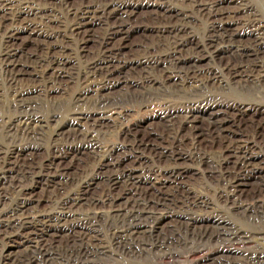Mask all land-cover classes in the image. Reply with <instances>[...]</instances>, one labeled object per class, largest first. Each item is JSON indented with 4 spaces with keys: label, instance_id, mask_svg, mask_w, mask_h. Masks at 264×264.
Segmentation results:
<instances>
[{
    "label": "rangeland",
    "instance_id": "obj_1",
    "mask_svg": "<svg viewBox=\"0 0 264 264\" xmlns=\"http://www.w3.org/2000/svg\"><path fill=\"white\" fill-rule=\"evenodd\" d=\"M24 1L42 8L45 17L42 16L43 19H40L33 12L16 13L21 18L13 17L11 13L0 16V49L6 46L4 43L5 33L10 28L16 25L23 28L9 40V45L19 50L14 56H8L7 62L14 61L18 64L38 68L41 65L56 66L53 63V58L57 54L64 58V66L67 70L76 71L78 68H82L81 71H83L88 69L90 63L96 62L104 54L113 55L116 57L114 63L121 62L123 64L125 60H128V64L125 63L123 66L115 68L111 75H104L105 72L99 71L98 76L121 79L127 83L99 88L102 82L96 81L95 85L86 87L81 81H75L78 80L76 75L72 81L62 80L61 88L59 85L48 86L43 91H39L34 90V87L40 84L39 78L29 71H24L20 76H16L17 83L20 86L30 87V89L19 88L22 92H18L19 89H12L4 79L5 76L16 72L17 68L7 67L3 61L0 62V151L3 152L0 154V172H3L12 162L10 153L13 151H18L17 155L13 157L18 165L28 168L29 166L42 165L48 161L49 164L54 163L53 169L63 168L66 174H74L69 181L63 182L65 186H71L85 178H93L94 182H100L101 179L95 176V173L99 171L112 172L128 166L133 162V159L119 156L120 161L114 167L98 168L97 151L82 148V152H74L76 147H81L82 143L79 142L83 139L85 140L83 142L90 145L91 139H85L84 136L87 134L88 123L92 122V117H85L81 124L73 122V117L86 116V114L82 115L81 111L89 114L91 111L86 109L94 107L96 101L101 97H119L120 101L117 105L111 108H99L92 112L98 118L100 112L109 111L117 119L120 116L114 112H122L124 118L121 119V122L124 120V124H128L129 130L126 139L129 142L135 136L146 137L150 134L161 135L166 140L164 136L170 135L172 128L178 130L176 135L184 137L183 150L187 156L184 159H177L176 163H178V167H183L186 170L183 181L188 190L181 188L182 190H179L180 197L176 199V202L183 201L186 191L200 195L205 199L204 202H209L207 208H202L208 209L205 220L198 221V225L191 228L189 233L211 230V225L216 224L209 217L214 218V216L222 218L227 223H235L237 226L245 228L236 219L234 221L236 211L232 207V203L235 197L228 192L224 182L218 178H206V173L210 169L217 170V164L205 159L201 163H197L188 158H195L190 154V151L194 150L193 146L207 153L209 150H220L221 146L225 144L223 142L232 137V132L239 129L243 136L247 137L248 143L255 147L256 155L253 161L259 163L262 174L245 176L242 190L237 195L241 199H248L253 194H264V182L262 181L264 180V136L258 134L254 136L251 127L246 124L249 119L261 120L262 127H264V81L260 85L251 83L238 85L243 87L244 92H240L227 73L223 74V78H221L223 82L220 83L213 76L199 72L207 66L223 68L228 64L249 61L247 58L242 59L240 56L234 55L235 51L216 49L221 45H227L229 41L242 45L254 43L255 38L251 31H243L246 30L244 28L236 31L237 25L232 21H246L248 13H250L257 15L264 26V0H245L250 6L247 12L237 9L238 2L235 0H207L217 10L213 14L199 11L193 2L195 0H128L129 7H122L119 0ZM29 10L31 8L25 11ZM236 11L239 12L235 13ZM183 13L191 14V16L184 19ZM215 14H217L216 19L222 15L223 18L218 20L221 25L216 28V31H212L211 26L214 21L211 17ZM230 16L233 17L229 18ZM75 26H79L80 29L72 32L71 30L76 28ZM220 28H222L221 31ZM33 29L41 30V32H36ZM216 35L219 36L215 38ZM181 38H185L188 42L180 46L176 53L171 54L175 49L173 43H180L179 39ZM209 40L214 43L210 44ZM189 41H194V43ZM260 50H262V46H260ZM178 55L180 59L175 60ZM261 56H264V53L259 55V59ZM158 58L163 61H155ZM131 60H138L141 65L130 62ZM148 60L149 62L145 63ZM172 69L180 70L186 73V76L182 73L181 78H168L166 73ZM75 73L77 74V72ZM44 74L49 75L50 71H44ZM144 75L157 80L150 81ZM231 87H235L236 90L230 91ZM245 89H251L249 91L252 93ZM253 89H262V93L258 94ZM19 98H22L23 102L27 104L31 103V106L38 107L47 121L43 120L42 123L48 124V128L44 127L47 130L46 137L40 141L41 145L37 146L35 151L26 150L29 147V140L25 139L10 144L6 136L8 126L17 129L26 120L20 116L16 107ZM203 98L211 102L208 103L206 109L198 111L201 115L199 119L201 128L210 129V126H213L217 121L222 122L217 126L224 127V129H217V133L222 136L218 137L215 143L210 141L212 138L208 131L198 136L199 141L196 143L185 139V136L191 132L190 124L184 120L185 112L191 107V102L198 99L195 103L199 104ZM56 104L60 105V108L56 116L51 117L52 106ZM165 107H168V111H172L176 115L171 122H167L163 118L166 112ZM229 118H234L238 123H241V126L231 124ZM57 123L61 127L60 133L64 136L68 135L70 140L75 137L77 143L56 148L54 144L59 140L55 141L50 132L56 128ZM119 124L114 126V120H110L105 134L99 131V134L94 133V135L99 138L102 144L121 143L117 139L121 135L118 136L116 133V128L120 127ZM25 126L35 133L42 129L37 121H27ZM59 142L64 143L63 141ZM155 143L166 147L167 153L172 151L169 142L156 140ZM120 154H117L116 157ZM146 155L148 159H152L151 154L147 153ZM223 155L227 154L223 153ZM164 160L165 158L161 160V164L166 165ZM161 164L158 166H162ZM232 165L233 162H230L228 167ZM30 171L31 169L28 168L22 182L15 181L13 187L0 190V221L6 215L14 214L16 217H20L23 213L27 214L31 210L33 211L32 202L36 201L32 198L26 200L25 197L22 198V194L29 191L41 198L40 202H42L39 205L41 212L36 213L35 211L32 213L34 216L39 217L40 214L45 213L44 210L46 212L57 210L56 205L51 208L46 205L47 197L53 188L39 183L36 176L29 174ZM19 172V170L13 169L8 175L18 178ZM140 173L135 171L133 174ZM49 175H55V173L50 172ZM64 179H68L67 176ZM100 183L101 185L91 190L82 202H101L100 199H104V192L101 188L104 184ZM140 185L145 186L149 183L142 182ZM120 188L123 189V192L118 194L114 202L121 204L130 202L133 198L132 193L127 191L123 183L120 184ZM143 189L145 188L141 187L140 191ZM151 200L153 202H175L159 196L151 198ZM21 202L25 203L22 205ZM178 220L176 218L174 223L170 222V224L180 225L183 223ZM167 222L168 220L163 219L157 227L158 229L155 230L159 238L165 237L167 229L169 232L170 226L167 227ZM76 231L81 230L76 229ZM76 231L74 229L50 228L49 233L50 235H60L53 243L65 247L70 241H74L72 239L66 241L63 237L66 235L76 237L78 235ZM46 238L50 239L48 236ZM27 245L28 243L20 244L15 250H23ZM7 250H11L10 246L5 245V242L0 238V257L2 252ZM155 256L152 251L141 255L134 254L126 258L113 254L111 260L114 259L116 264H140L139 261H143V264H171L168 261L156 260ZM191 258V253H185L179 257L176 264H190ZM215 263L216 260H210V264Z\"/></svg>",
    "mask_w": 264,
    "mask_h": 264
},
{
    "label": "bare ground",
    "instance_id": "obj_2",
    "mask_svg": "<svg viewBox=\"0 0 264 264\" xmlns=\"http://www.w3.org/2000/svg\"><path fill=\"white\" fill-rule=\"evenodd\" d=\"M127 1L119 0L122 7H129ZM235 1L238 2L237 9L244 10V12L248 11L250 7L248 1ZM193 2L201 12L206 14L217 12L214 5L207 0H195ZM30 8L31 10L25 11ZM84 10L88 12L86 9ZM22 12H33L40 19H43L42 16H44L42 8L33 6L28 1L0 0V16L11 13L13 17L21 18L16 13ZM237 12L239 11L235 13ZM248 14L246 21L238 20L232 21V23L239 27L236 26V31L238 29L243 30V28L246 29L243 31H251L252 36L255 38L254 43L242 45L229 41L227 45H221L216 50L222 48L235 51L234 55L240 56L242 59L247 58L249 61L228 64L223 68L207 66L199 71L205 75L213 76L220 83L223 82L221 79L223 74L227 73L240 92H244L243 87L238 85L243 83L260 85L264 81V56L259 59V55L264 53V26L257 15ZM216 15L211 17L214 21L211 26L212 31H216V28L221 25L218 20L223 18L222 15L216 19ZM183 16L184 19H188L191 14L183 13ZM231 17L233 16L229 18ZM75 27L71 30L72 32L80 29L79 26ZM21 29L23 28L18 25L10 28L5 33L6 40L4 43L6 46L0 49V62L3 61V64L7 67L17 68L16 72L4 77L12 89H30V87L20 86L17 83L16 76H20L24 71H29V73L39 78L40 84L34 87V90L39 91H43L48 86L56 87V85H59L61 88L63 85L62 80L72 81L76 75L78 80L75 81H81L86 87L95 85L96 81L102 82L99 88L127 83L121 79L98 76L99 71L105 72L104 75H111L115 68L128 62V60H125L123 64L121 62L114 63L116 57L113 55L104 54L96 62L90 63L88 69L83 71H81L82 68H78L76 71L67 70L64 66V58L57 54L53 58V63L56 66L41 65L38 68L18 64L14 61L7 62L8 56H14L16 51L19 50L18 48H12L9 45V40L14 38ZM221 29L219 30L221 31ZM33 30L41 32V30ZM217 36L219 35H216L215 38ZM179 42L173 43L175 49L171 54L176 53L178 48L188 41L181 38ZM189 42L194 43V41ZM209 42L210 44L214 43L212 40H209ZM260 46H262V50H260ZM179 59V55L175 57V60ZM155 61L162 62L163 60L158 58ZM130 62L141 65L138 60H131ZM148 62L149 60L145 63ZM44 71H50V74L46 75ZM182 73L184 72L172 69V71H167L166 74L168 78H181ZM184 74L186 76V73ZM144 76L150 81L157 80L151 76ZM229 90L235 91L236 88L231 87ZM245 90L252 93L249 91L251 89ZM261 90L253 89L258 94L262 93ZM18 92H22L21 89ZM119 101V97H101L96 101L94 107L86 109L91 111L89 114L81 111L80 113L82 115L86 114V116L73 117V122L78 124H81L85 117H92V122L88 123L87 134L84 136L85 139H91V146L83 142L85 141L83 139L79 142L82 143L81 147H76L74 152H82V148L97 151L99 157L98 168L114 167L120 161L119 156L130 157L133 162L112 172L99 171L95 173V176L99 177L100 182L104 184L101 188L105 197L100 199L101 202H82L91 190L101 185L100 182H94L93 178L80 179L71 186H65L63 182L69 181L74 174H66L63 168L56 167V169H53L54 163L49 164L48 161L42 165L29 166L28 168L31 169L29 174L36 176L39 183L53 188L47 197L48 202H46V205L48 208L56 205L57 210L55 212L44 210L45 213L36 217L32 213L35 211L36 213L41 212L39 210V205L42 203L40 202L41 198L30 191L22 194V198L25 197V200L32 198L36 201L32 202L34 209L30 213L21 214L20 217L10 214L1 219L0 238L5 242V245L10 246L11 250L2 252L0 264H116L114 259L111 260L113 254L126 258L134 254L141 255L147 251L154 252L156 255L154 259L168 261L171 264H176L179 257L185 253H191L192 255L190 264H210V260H216L215 264H264V194H253L248 199H241L237 195L242 190L245 176L248 174H262L259 163L253 161L256 149L248 143L247 137L243 136L239 129H236L232 132V137L223 142L225 144L221 146L220 150H209V153L202 152L192 144L194 150L190 151V154L195 158H188L190 161H196L197 163H201L205 159L217 164V170L210 169L206 173V178H218L224 182L228 192L235 197L232 203V207L236 211L234 221L236 219L245 228L237 226L235 223H227L222 218L214 216V218L209 217L216 224L211 225V230L190 234L189 230L196 227L198 221L205 220L208 209L202 208H207L209 202H204L205 199L202 196L194 195L188 191H186L182 202H176V199L180 197L179 190H182L181 188L188 190L183 181L186 170L183 167H178V163H176L177 159H184L187 156V153L183 150L184 137L176 135L178 130L172 128L171 134L164 136L166 140L161 135L150 134L146 137L135 136L129 142L126 139L129 130L128 124H124V120L121 122V119L124 118L122 112H114L120 116L118 119L113 117L109 111L100 112L98 118L92 112L99 108H111L117 105ZM196 101L191 102V107L185 112L184 120L190 124L191 128L190 134H187L185 139L196 143L199 141L198 136L208 131L212 138L210 141L215 143L217 138L222 136V134L217 133V129H224V127L217 126L218 123L222 122H215L213 126H210V129L201 128L199 122L201 115L198 111L206 109L211 101L204 98L199 104L195 103ZM16 107L20 116L26 118V120L22 122L20 128L7 127L8 142L12 144L27 139L30 142L26 150L35 151L37 146L41 145L40 141L46 137L47 130L44 127L48 128V124L42 123L43 120H46L41 110L38 107L31 106V103L23 102L22 98L18 99ZM59 108L60 105L58 104L52 106L51 117L56 116ZM164 109L166 112L163 118L167 122H171L176 115L172 111H168V107ZM229 119L231 124L241 126V123H238L234 118ZM110 120H114V126L120 123V127L116 128V133L118 136L121 135L117 138L118 142L121 143L102 144L99 138L94 135V133L99 134V131L105 134ZM27 121H37L42 129L36 133L30 131L25 126ZM246 124L251 127L254 136L256 134L264 136V127H262L261 120L249 119ZM60 129L61 127L57 123L56 128L50 132L55 141L64 142H56L54 144L56 148H62L70 143H77L75 137L70 140L68 135L64 136L60 133ZM236 134L237 136H235ZM156 140L169 142L172 151L167 153L165 151L167 148L156 144ZM1 153L3 152L0 151ZM17 153L18 151L10 153L12 162L3 172H0V190L13 187L15 181L22 182L25 177L28 168L18 165L13 160ZM147 153L152 155V159H148ZM223 153L227 155H223ZM117 154L120 155L116 157ZM163 158H165L166 165L161 164ZM230 162H233V165L228 167ZM158 164L162 166H158ZM13 169L20 171L18 178H12L8 175ZM135 171L141 173L133 174ZM50 172H54L55 175H49ZM65 176L68 179H64ZM262 181L264 182V180ZM142 182H147L149 185L142 186L140 185ZM121 183L125 184L127 191L131 192L133 197L130 202L125 204L114 202L118 194L123 192V189L120 188ZM141 187L145 189L140 191ZM260 187L263 188L261 185ZM158 196L175 202H153L151 200V198ZM21 203L23 205L25 202ZM176 218L183 223L180 225L170 224V222L174 223ZM163 219L168 220L167 227L170 226V229L169 232L167 229L165 237L159 238L155 230L158 229L157 227ZM50 228L74 229L75 231L80 229L81 231H76L78 233L76 237L69 235L63 237L66 241L72 239L74 242L70 241L65 247H60L53 243L60 235H50ZM46 236L50 239L48 240ZM23 243H28L25 249L16 251L15 248ZM202 255L204 256L201 257ZM139 263L143 264L144 262L139 261Z\"/></svg>",
    "mask_w": 264,
    "mask_h": 264
}]
</instances>
